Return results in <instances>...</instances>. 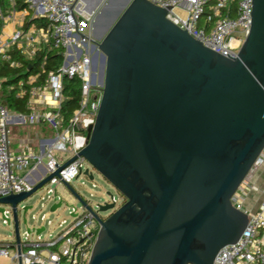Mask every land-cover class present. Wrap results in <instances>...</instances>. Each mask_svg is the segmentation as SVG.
Listing matches in <instances>:
<instances>
[{
	"label": "water",
	"instance_id": "obj_1",
	"mask_svg": "<svg viewBox=\"0 0 264 264\" xmlns=\"http://www.w3.org/2000/svg\"><path fill=\"white\" fill-rule=\"evenodd\" d=\"M98 13L110 14L100 35L94 20L103 97L79 156L126 202L98 205L112 214L96 215L100 231L88 264H214L248 226L232 198L264 150V0H254L237 57L205 47L149 0H100L88 14ZM76 158L30 191L0 198L13 207L18 244L19 204ZM84 176L95 178L88 170Z\"/></svg>",
	"mask_w": 264,
	"mask_h": 264
},
{
	"label": "built area",
	"instance_id": "obj_2",
	"mask_svg": "<svg viewBox=\"0 0 264 264\" xmlns=\"http://www.w3.org/2000/svg\"><path fill=\"white\" fill-rule=\"evenodd\" d=\"M16 1L12 0L14 4ZM24 1L27 7L22 11L14 8L6 16L0 11L4 29L11 22L18 25L10 33L3 29L0 36V66L1 60L10 59L9 52L14 50L26 59H33L46 51L57 52L62 57V64L50 71L41 85H35L41 77L40 73L29 79V106L32 108L29 121L22 113L12 112L0 102V198L30 191L74 157L77 158L62 169L59 176H54L46 184L47 187L62 184L72 186L73 181L84 175L85 171L94 173L91 168H85L90 163L79 153L89 143V129L96 123L104 89L102 53L95 37V15L83 13L79 4L84 0ZM149 1L167 9L170 21L205 47L225 57L238 56L252 28L254 0ZM175 8L187 11L188 17L181 18L174 12ZM37 20L43 22L37 23ZM96 57L97 70L94 69ZM20 66L18 62H11V67ZM66 78L81 80L80 104L68 123L62 115ZM24 86V82H21L20 97L25 95ZM27 122H47L56 130V138L41 140L38 151L29 146L12 151L11 125ZM55 152H61L69 159L63 162L55 157ZM263 166L264 150L232 198L234 207L248 215V226L237 243L220 250L214 264H264V199L257 210L249 209L246 205L254 190L251 175ZM22 172L27 173L21 175ZM48 192H54L55 203H58V199L63 202L56 189L49 188ZM110 197L107 203H115L116 209L126 202L122 194L120 199L114 195ZM85 202L87 206L83 205L81 211L73 209L72 223L57 236L43 239L44 232L38 234L37 229L40 228L35 227L26 234L25 240L20 233L21 243L18 244L14 231L13 241L0 242V256L10 258L14 264H88L100 231L96 215L105 218ZM10 207L11 210L2 207V214L5 223L14 224L13 207ZM33 234L37 235L36 240L29 239Z\"/></svg>",
	"mask_w": 264,
	"mask_h": 264
},
{
	"label": "rangeland",
	"instance_id": "obj_3",
	"mask_svg": "<svg viewBox=\"0 0 264 264\" xmlns=\"http://www.w3.org/2000/svg\"><path fill=\"white\" fill-rule=\"evenodd\" d=\"M174 12L181 18H187V11L181 8H175ZM3 78L0 77V85L3 82ZM26 119L29 121L28 116L25 115ZM10 139H11V150L14 152L20 151L23 147L29 146L35 151H38L39 142L46 139H55L56 130L52 128L47 122L31 124L27 122L22 125H11L10 127ZM55 157L61 159V161L66 162L69 157L65 156L61 152H55ZM85 168H91L94 172V180L89 179L87 176L82 175L77 180L72 183L73 188L87 201L95 211H99L98 205L107 203L110 201L111 197L108 193L116 196L120 199V193L118 190L109 183L97 170L90 164H86ZM27 172H22L21 175H26ZM262 171L259 172L261 175ZM264 176V175H263ZM254 184V183H253ZM49 188L57 190L58 195L63 200V205L58 208L55 212L51 211V207L55 203L54 192H48ZM264 192V189L262 190ZM261 193L253 190L246 201L247 207L249 209H258L261 203ZM60 200L58 199V202ZM0 206L5 207L7 210H11L9 204H0ZM25 206H32V209L26 214L27 224L24 223V210ZM83 204L77 199V197L69 191V189L64 185H53L51 187L44 186L38 190L34 195H32L25 202L19 204L20 213V233L23 240L26 238L28 229H33L35 227L42 228L45 227L46 230L42 234V238L55 237L62 231L66 229L73 221L72 211L74 208H78L79 211L82 210ZM112 214V211L100 212L103 218H108ZM9 217L11 218V212H9ZM14 224H8L4 222L3 214L0 213V242L13 241L14 240ZM30 240H36L37 235L33 234L29 238ZM0 264H14L10 258L0 256Z\"/></svg>",
	"mask_w": 264,
	"mask_h": 264
},
{
	"label": "trees",
	"instance_id": "obj_4",
	"mask_svg": "<svg viewBox=\"0 0 264 264\" xmlns=\"http://www.w3.org/2000/svg\"><path fill=\"white\" fill-rule=\"evenodd\" d=\"M27 7L24 0H17L15 4L12 0H0V11L6 16L11 10H24ZM42 23L43 21H36ZM5 23L0 16V36L2 35ZM10 59H2L0 66V77L3 82L0 85V102H3L12 112H20L23 115H29L32 108L29 106V88L28 81L31 77L41 74L40 79L35 83L36 86L45 82L47 74L56 70L62 64L60 53L46 51L39 53L33 59H26L19 51H10ZM11 62H18L20 67H11ZM24 82L25 95L20 97V83ZM65 101L62 107V115L68 123L72 118L74 111L79 107L81 100V80L75 78L73 80H64Z\"/></svg>",
	"mask_w": 264,
	"mask_h": 264
},
{
	"label": "crops",
	"instance_id": "obj_5",
	"mask_svg": "<svg viewBox=\"0 0 264 264\" xmlns=\"http://www.w3.org/2000/svg\"><path fill=\"white\" fill-rule=\"evenodd\" d=\"M100 0H84L82 1V3L79 4V7L81 8V10L83 11V13H89V11L95 7H97V4L99 3ZM22 11V10H20ZM99 11V8L96 9L97 13ZM18 27V25H16L15 23H8L4 29V31L6 33H10L14 28ZM262 171L261 175H259V172ZM264 166L262 168H260L258 171H255L252 175H251V180L254 183V190L258 193H261L262 190L264 189ZM261 200L264 199V192H262L261 194ZM255 210V209H253ZM257 210V208H256Z\"/></svg>",
	"mask_w": 264,
	"mask_h": 264
},
{
	"label": "flooded vegetation",
	"instance_id": "obj_6",
	"mask_svg": "<svg viewBox=\"0 0 264 264\" xmlns=\"http://www.w3.org/2000/svg\"><path fill=\"white\" fill-rule=\"evenodd\" d=\"M107 13H113L112 10L108 11ZM99 13L96 15L95 19L97 20V26H96V34L100 35L102 31L104 30L105 25L107 24V20L110 17V14H107L105 18H98Z\"/></svg>",
	"mask_w": 264,
	"mask_h": 264
}]
</instances>
